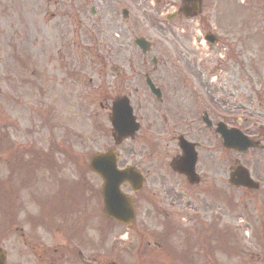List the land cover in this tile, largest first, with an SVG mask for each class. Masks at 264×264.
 <instances>
[{
  "label": "rangeland",
  "instance_id": "374dc122",
  "mask_svg": "<svg viewBox=\"0 0 264 264\" xmlns=\"http://www.w3.org/2000/svg\"><path fill=\"white\" fill-rule=\"evenodd\" d=\"M141 1L120 0L130 13L125 26L136 24V36L146 37L159 49L161 34L149 24L148 8ZM81 4L82 0H0V220L11 215L10 204L25 220L52 211L59 230L56 243H62L63 235L70 241L67 245L82 243L88 264L143 260L146 264H259L255 259L262 251L251 237L255 223L247 226L239 217L240 209L230 208L228 204L241 195L230 190H226L229 201L217 199L213 207L215 234L210 239L202 233L195 239L186 231L188 222L178 216L170 217L169 231L164 232L166 217L159 206L178 208L188 198L175 178L167 180L173 188H157L159 193L148 179L136 196L139 207L130 228L103 220L97 194L100 182L87 162L113 147L108 116L115 83L109 67L88 61L89 42L81 29L85 22L90 25L91 18ZM117 12L113 8L111 17L101 21L107 30L101 35L104 44L113 43V27L124 24L120 14L115 18ZM238 20L231 16L232 25ZM118 33L122 42H129L128 32ZM104 73L105 78H98ZM130 147L140 155L139 145ZM225 187L226 182L218 185L222 191ZM76 224L77 235L70 230ZM226 229L237 232V239L217 235ZM180 257H186V263Z\"/></svg>",
  "mask_w": 264,
  "mask_h": 264
},
{
  "label": "flooded vegetation",
  "instance_id": "af4514ba",
  "mask_svg": "<svg viewBox=\"0 0 264 264\" xmlns=\"http://www.w3.org/2000/svg\"><path fill=\"white\" fill-rule=\"evenodd\" d=\"M82 3L91 18L90 25L85 22L81 29L89 42L88 61L110 68L114 100L126 99L139 123L134 138L118 147L120 168L128 164L140 169L143 188L151 179L157 192V188H173L167 180L175 178L187 201L178 208L162 204L159 209L166 221L175 216L171 211L178 210L176 216L188 222L186 231L197 240L201 233L208 239L215 234L212 210L217 199L230 198L226 190L241 194L230 204L241 210L247 226L254 222L264 230V0H142L150 14L147 20L155 24L162 40L159 49L152 45L145 53L135 43L144 36H136V24L126 27L127 19L122 17L124 24L113 27L114 42L102 43L107 30L101 21L111 17L113 8L118 10L115 18L119 17L120 0ZM231 16L238 17L237 25H232ZM118 32H128L129 42H122ZM226 131L241 132L259 145L246 151L229 148L223 139ZM134 145L140 146V155L130 147ZM187 151L196 158V185L172 168ZM238 166L261 184L256 190L218 188ZM221 168L224 174H215ZM139 193H133L135 214ZM13 205L11 215L0 220L3 264H88L82 243L67 245L70 241L64 235L62 243H56L59 230L50 215L25 220L13 212Z\"/></svg>",
  "mask_w": 264,
  "mask_h": 264
},
{
  "label": "water",
  "instance_id": "95a60500",
  "mask_svg": "<svg viewBox=\"0 0 264 264\" xmlns=\"http://www.w3.org/2000/svg\"><path fill=\"white\" fill-rule=\"evenodd\" d=\"M140 42V41H139ZM123 109H117L116 105L112 107V114L110 116V122L112 125V136L115 143H119L121 139L133 135L137 127L133 122L131 117L130 110L127 107V104L121 103ZM225 136L230 138V132H226ZM233 144L232 146L239 145L245 146L242 142H234V137L232 136ZM239 142V143H238ZM238 143V144H237ZM182 168H176L182 172H192L194 169L195 155L186 152V160ZM90 169L97 174H99L104 179V185L102 188V195L104 198V214L113 220H116L125 225H129L133 220V211L131 207V201L129 198L125 197L120 191V185L129 181L130 177H133V174H128L131 170L119 171L116 167V161L112 153H106L94 156L89 162ZM233 176L236 179L233 180ZM247 173L244 169L238 168L235 173L232 175L230 182L235 185H244L246 183ZM133 187H136L132 184ZM139 187L135 188L138 190Z\"/></svg>",
  "mask_w": 264,
  "mask_h": 264
}]
</instances>
